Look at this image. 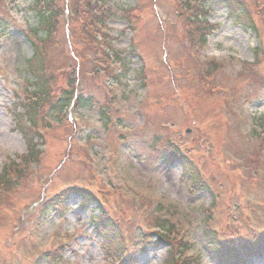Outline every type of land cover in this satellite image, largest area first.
I'll return each instance as SVG.
<instances>
[{
    "label": "rangeland",
    "instance_id": "obj_1",
    "mask_svg": "<svg viewBox=\"0 0 264 264\" xmlns=\"http://www.w3.org/2000/svg\"><path fill=\"white\" fill-rule=\"evenodd\" d=\"M36 1H0L1 23L6 25L0 36V180L5 168L9 169L6 163L18 158L23 162L14 165L25 175L13 190H6L5 183L0 181V264H163L168 247L151 246L152 238L157 239L154 232H161L148 229L154 226L155 219H166L163 222L166 228L175 224L178 233L185 232L195 256L203 264H219L206 232L209 217L213 219L211 227L223 242L235 239L236 235L252 238L255 232L262 231L264 183L255 180L259 176L256 171L250 172L252 165L247 163L249 169L243 168L246 154L258 152L260 144V140L251 142L247 138L248 131L260 128L264 133V0H241L248 9L253 8L258 34L244 26L245 18L238 14V5L236 9L230 8L236 5L234 2L230 6L225 0H201L207 12L205 21L215 27L208 35L207 46L196 49L202 55L197 61L215 59L220 67L214 69L215 77L207 78L204 75H209L207 71L199 79L192 73L197 68L188 61L195 50H186L184 22L177 18L182 16L176 13L179 0H108L103 6L108 16L103 31L112 48H105L110 59L103 68L114 62L111 57L116 50L121 51V59L129 55L131 65L130 73L123 78L128 88L127 99L111 106L110 124L100 115L103 105L109 103L108 94L112 93L106 90L110 87L106 75L103 76L102 70L93 80L84 75L87 69H102L93 59L82 57L86 48L81 50V31L89 22L76 16L68 19L66 11L62 19L67 22V28L62 24L60 37L65 45L59 48L66 60H60L56 53L50 57L58 69L64 63L65 67L75 66L77 72L81 71L80 83L86 85V92L95 94L98 104L96 108L70 109L61 117L50 114L52 129L41 127L45 140L37 149L42 155L39 163L31 165L24 159L29 152L26 140L17 131L15 117H22L21 130L24 122L28 126L25 106L29 104L27 89L32 75L27 63L34 56L30 39L42 36L37 12L31 7ZM57 1L63 11L72 9L81 0ZM6 3L8 10L7 6L4 8ZM134 10L136 16L131 15ZM132 17L137 21L133 22ZM163 19L168 22L163 23ZM162 24L170 26L165 30ZM172 25L176 26L174 36ZM73 29L75 40H70L66 35ZM239 40L242 45L236 48ZM163 44L175 60L174 65L165 57L167 50ZM39 46L52 50L48 41ZM256 50L260 52L258 59ZM243 62L247 63L246 67L242 66ZM252 65L254 69H250ZM63 70L67 75L69 71ZM172 74H180L174 78L175 84ZM71 79L59 77V82L66 84ZM178 83L182 88L175 93L173 88ZM217 86L229 93L215 92ZM166 105L170 107L165 108ZM62 117L80 118L82 122L73 127L62 122L58 128ZM172 122L193 167L204 174V184L196 187L185 179L182 164L160 160L164 154L163 142L171 136L161 130L160 123ZM82 126L84 129L80 130ZM75 138L87 142L79 145L82 150L77 145L70 150ZM92 138L95 139L91 141ZM84 154L91 158L88 155L85 159ZM235 157L243 160L240 166L233 164ZM81 159H85L87 166L80 164ZM244 174L251 177L247 179ZM77 184L94 190L105 205L102 216L119 225L122 233L105 221L97 228L91 221L100 214L97 204L86 209L78 196L70 200L72 209L66 215L46 214L42 208L45 201ZM142 195L146 197L145 204H140ZM214 202L212 214L209 208ZM130 224L133 226H127ZM105 226L107 251L101 248L103 239L97 236ZM250 264H264V258H254Z\"/></svg>",
    "mask_w": 264,
    "mask_h": 264
},
{
    "label": "trees",
    "instance_id": "obj_2",
    "mask_svg": "<svg viewBox=\"0 0 264 264\" xmlns=\"http://www.w3.org/2000/svg\"><path fill=\"white\" fill-rule=\"evenodd\" d=\"M195 0H184V4L180 5L178 9H176L180 20L184 22V32L183 35L185 37V40L187 44V49L189 51H193L194 49L200 47L205 44V35L207 33V28L204 27L203 24H192L188 18L187 15L184 16V10H187L189 12L192 11L191 3ZM228 1V0H227ZM236 1V0H232ZM60 1L57 0H37L34 3L33 10H36V21L39 28V32L42 33V38L44 43L46 41L50 42V48L52 50H47V48H41L36 43H30L32 44L33 50H34V56L32 58V61H29L27 64L29 66L28 71L32 75V81H28L29 88L27 89L29 93L28 97V103L25 106V116L29 117V122L31 123V127H28L25 129V131L22 130L24 137L27 141L28 151L29 155L25 157L30 163L32 162H39L40 159V151L37 149V143H35V140L39 138L41 140L44 139L42 135H39V130L42 126L45 125V114L50 110H53L52 113H60L63 111V108L67 107V105H70L72 102L76 104L77 107H85V108H91V107H97L98 102L96 101V98L94 95H92L90 92H86L84 86L82 83H80L81 78L79 77L81 71L77 72V69L75 66H63L62 68L59 67V71L62 73L60 75L56 74L57 69H53V72L51 69L54 66V62L51 59V54L56 53L59 55L60 60L65 61L66 58L63 57L61 52L58 48L64 45V43L61 41V28L62 24L66 25V23L62 20V11L60 9ZM103 2L106 3L107 0H81L78 3L75 2L74 7L72 10V18L77 17L81 20H87L89 24H85L82 27L81 31V37L80 42L83 46L81 50H84L86 48V51L83 52V58H88V54H91L89 58L93 59L96 63L99 65H106L107 64V56L102 52L101 45L97 41V31H96V24L94 23V20L96 19L94 14L95 11H97V8L99 4ZM237 2V1H236ZM237 9L244 8L246 9L247 13L243 10L241 14L245 18L247 25L250 27L254 33L258 34V28L256 26L255 21L253 20V9L250 11L247 7V4L242 3L238 1ZM254 7V6H253ZM258 8V7H256ZM264 12V11H263ZM262 12V13H263ZM92 20V23L90 22ZM61 21L63 23H61ZM70 26H72L70 24ZM192 27V28H191ZM75 29V27H74ZM74 29L71 32V36L74 37ZM193 29V30H192ZM172 33L175 35L176 31L174 27H172ZM75 38V37H74ZM46 46V45H45ZM57 49V50H55ZM54 50V51H53ZM97 57V58H96ZM117 60L119 61L120 58L118 55H116ZM190 58V59H189ZM55 60V59H54ZM106 60V62H105ZM188 60L191 61L194 64V67L197 65L199 66L200 71L197 74V77H202L201 73H205L209 71V75H211L213 69L216 68V65H208L207 67H204L197 63L196 61H192V56L188 57ZM84 63V60H83ZM85 68L87 69L88 66L85 65ZM35 69H37V73L35 72ZM63 69H67L69 72L67 75L65 74V71ZM90 69H87L84 71L85 77H88L90 74H94L95 70L91 71ZM104 71L107 73V76H110L114 74L113 70L110 69V67H107L104 69ZM49 74V75H48ZM208 75V74H207ZM72 77L68 83H66V87H60L59 77ZM204 76V75H203ZM87 88V87H86ZM88 90V89H87ZM88 95V98L85 96ZM32 99V102H31ZM101 116L106 117L108 116V111L105 109V113H100ZM24 117V116H23ZM21 118L19 115L16 116V121L20 124L22 123ZM110 123V121H108ZM20 130V129H19ZM21 131V130H20ZM42 132V131H40ZM168 133L174 135L173 132L167 131ZM165 135H168L166 132H164ZM169 136V138L171 137ZM167 139V138H166ZM251 142H254L255 140H260L259 146L257 148L259 149L258 152L251 153V155H247V158L245 159V167L244 170L249 169L247 167L248 165H252L253 169L251 171H256L258 173V178H255L259 184L264 183V180H261V177H264V136L260 134H254L253 137H250L249 139ZM166 143V140L163 142ZM168 144V143H167ZM165 144V146L167 145ZM257 154V155H256ZM165 162L166 160L169 161H178L183 166L184 174L186 179L190 180L194 186H199L201 184H204L205 181L203 179V173L202 171L199 172L195 167H193L192 162L188 159L186 156V153L182 152L180 146L174 144L173 147V153L166 156V159H163ZM193 167V168H192ZM15 167L7 168L5 169L3 177H1V182L5 183V189L11 190L13 187L16 186L17 181L14 182V179L20 180L25 175L24 172H21L20 170H17L14 172ZM243 170V171H244ZM249 174V172H248ZM248 174H244L245 178L249 179L251 176H248ZM4 180V181H2ZM261 181V182H260ZM207 186L203 187L206 188ZM13 190V189H12ZM68 191L63 192L62 195L57 196L52 201L48 203V206L45 208L46 211H52L55 213H59V215H63L65 212L68 211L67 202L69 200L70 194ZM71 193H76L80 195V198H82V203H86L87 205H91L92 203H98V199L94 194H87L83 193L80 194L77 191H72ZM216 202L212 205L210 210L212 208H215ZM99 208H101V203L99 202ZM213 214V211H211ZM99 219V218H98ZM97 219V220H98ZM212 216L209 217L206 221V232L209 237V241L211 244L214 245V251L215 255L218 258V262L220 264H243V257L248 256L250 254L255 255L254 253H259L262 250L264 251V228L262 231L255 232L254 236L251 238H243L241 236L236 235L235 239L228 240V241H221L214 233V231L211 228V222H212ZM96 221V220H95ZM94 221V222H95ZM97 222V221H96ZM107 224H110L111 226H114L115 228L122 229L119 225H117L115 222L111 223L109 221H105ZM104 222V223H105ZM152 225H154L152 228L148 229H162L163 232L166 231V233L159 232L157 233L158 238L156 241L154 240L152 243L153 247H159L162 245H166L168 247L167 255L164 259L163 264H202L199 260L195 261L192 259H189L186 257V254L190 251V246L186 242L185 239L181 238L180 233H178L177 228L175 225L169 226L168 228L165 227V224L163 222H166V219L164 221H160L158 219L153 220ZM163 224V225H162ZM127 226H133V224L127 225ZM103 227L101 231H99V238L102 240L103 243H100V246L103 250H106L105 246V235L107 234ZM234 230V229H233ZM153 231V230H152ZM237 233V232H234ZM248 240V241H247ZM122 244V243H121ZM109 245V244H107ZM256 250V251H254ZM252 251H254L252 253ZM108 254V253H106ZM259 255V254H258ZM118 257V253L115 255ZM221 258V259H219ZM195 259V258H194Z\"/></svg>",
    "mask_w": 264,
    "mask_h": 264
},
{
    "label": "bare ground",
    "instance_id": "obj_3",
    "mask_svg": "<svg viewBox=\"0 0 264 264\" xmlns=\"http://www.w3.org/2000/svg\"><path fill=\"white\" fill-rule=\"evenodd\" d=\"M240 41H241V40H239V41L235 44L236 48H237V47H240V45H242V43H241Z\"/></svg>",
    "mask_w": 264,
    "mask_h": 264
}]
</instances>
